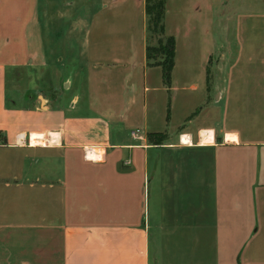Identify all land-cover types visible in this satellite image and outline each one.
Listing matches in <instances>:
<instances>
[{
	"label": "crops",
	"instance_id": "crops-1",
	"mask_svg": "<svg viewBox=\"0 0 264 264\" xmlns=\"http://www.w3.org/2000/svg\"><path fill=\"white\" fill-rule=\"evenodd\" d=\"M144 25L143 0H0V264H264V0H166L168 87Z\"/></svg>",
	"mask_w": 264,
	"mask_h": 264
},
{
	"label": "trees",
	"instance_id": "trees-1",
	"mask_svg": "<svg viewBox=\"0 0 264 264\" xmlns=\"http://www.w3.org/2000/svg\"><path fill=\"white\" fill-rule=\"evenodd\" d=\"M166 0H143L145 17V61L146 66L160 68L163 85L168 87L170 72L173 66L174 40L164 34L163 18ZM167 118V117H166ZM161 133L150 134L149 138L155 144L160 142Z\"/></svg>",
	"mask_w": 264,
	"mask_h": 264
},
{
	"label": "rangeland",
	"instance_id": "rangeland-1",
	"mask_svg": "<svg viewBox=\"0 0 264 264\" xmlns=\"http://www.w3.org/2000/svg\"><path fill=\"white\" fill-rule=\"evenodd\" d=\"M71 17V14L68 16ZM75 16H73L74 19ZM72 18V17H71ZM70 27L69 25V18H68V25L67 28ZM72 32H68L71 34V37L74 39L75 37L78 38V33L80 35V31L72 29ZM69 31V30H68ZM69 35V34H68ZM71 64V63H70ZM76 65V64H75ZM78 67V66H77ZM35 83L37 85L36 91L42 92V96L44 97H50L55 98L62 92V83L65 81L63 78H50L48 72H36L35 73ZM27 68H13L10 69L9 72L6 75V81H5V91H6V101L9 105L13 106H20V107H26L30 104L31 99L33 98L34 94L30 90H27ZM75 81V79H73ZM79 83V78L76 79V84L71 83V89L67 91L65 99L68 101L70 97L73 96L75 92V88ZM45 84L50 85L45 86ZM55 85V86H54Z\"/></svg>",
	"mask_w": 264,
	"mask_h": 264
},
{
	"label": "built area",
	"instance_id": "built-area-1",
	"mask_svg": "<svg viewBox=\"0 0 264 264\" xmlns=\"http://www.w3.org/2000/svg\"><path fill=\"white\" fill-rule=\"evenodd\" d=\"M131 136H134V133H133V132L131 133ZM88 151H89V150L86 149V153H84V158H85V159H86V156H85V155H87Z\"/></svg>",
	"mask_w": 264,
	"mask_h": 264
}]
</instances>
